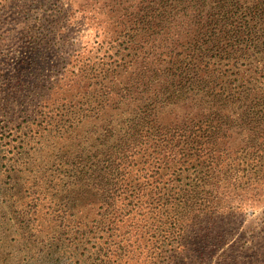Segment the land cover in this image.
I'll return each instance as SVG.
<instances>
[{"label": "trees", "instance_id": "obj_1", "mask_svg": "<svg viewBox=\"0 0 264 264\" xmlns=\"http://www.w3.org/2000/svg\"><path fill=\"white\" fill-rule=\"evenodd\" d=\"M82 1L104 18L72 100L0 131V234L14 212L21 261L146 263L264 206V0Z\"/></svg>", "mask_w": 264, "mask_h": 264}, {"label": "rangeland", "instance_id": "obj_2", "mask_svg": "<svg viewBox=\"0 0 264 264\" xmlns=\"http://www.w3.org/2000/svg\"><path fill=\"white\" fill-rule=\"evenodd\" d=\"M102 3L92 5L101 7ZM85 4L82 0H0V131L25 132L27 120H36L39 114L41 118L46 105L58 108L72 100L76 91L69 73L72 56L80 48L92 49L96 29L94 19L88 16L104 18ZM15 217L14 212L7 214L14 222ZM1 221L0 264H72L66 259L58 263L47 258L22 262L23 246L11 243L8 232L11 225L13 229L17 225ZM216 222V227L209 224V232L189 230L185 249L179 236L172 244L162 245L159 251L163 255L157 254L156 259L134 263L124 258L117 264H264V206L226 209L217 215ZM76 248L66 244L62 252H77Z\"/></svg>", "mask_w": 264, "mask_h": 264}]
</instances>
